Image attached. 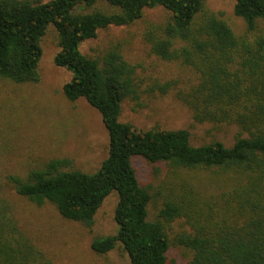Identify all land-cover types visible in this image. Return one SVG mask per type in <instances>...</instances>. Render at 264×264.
Here are the masks:
<instances>
[{
  "label": "trees",
  "instance_id": "1",
  "mask_svg": "<svg viewBox=\"0 0 264 264\" xmlns=\"http://www.w3.org/2000/svg\"><path fill=\"white\" fill-rule=\"evenodd\" d=\"M158 7L169 17L146 30L152 52L194 70L197 82L178 98L195 123L238 127L232 146H194L186 129L138 130L121 122L123 102L139 98L137 68L125 60L120 44L99 57L80 49L99 31L130 26ZM234 13L254 33L264 21V0H234ZM51 27L59 47L55 65L73 73L64 95L100 113L107 157L93 173L67 170L68 159L50 160L26 177L0 170V264H45L20 230L11 193L37 207L51 203L65 220L91 228L114 192L118 232L93 239L98 254L121 245L130 264H169L166 224L184 219L190 232L180 234L177 244L191 252L187 264H264V35L238 36L206 11L205 0H0V81L39 82L42 41ZM169 87L161 86L165 92ZM136 159L214 173L218 192L184 188L149 220L152 195L139 180Z\"/></svg>",
  "mask_w": 264,
  "mask_h": 264
},
{
  "label": "rangeland",
  "instance_id": "2",
  "mask_svg": "<svg viewBox=\"0 0 264 264\" xmlns=\"http://www.w3.org/2000/svg\"><path fill=\"white\" fill-rule=\"evenodd\" d=\"M205 9L225 20L240 37L264 35V21L258 22L254 33L247 32L246 23L234 13V0H205ZM168 17L169 12L162 7L147 9L141 20L130 26L101 30L97 38L85 42L80 49L85 55L99 57L120 44L125 60L137 68L139 98L123 102L121 122L138 130L186 129L194 146L221 141L230 147L239 133L238 127L195 123L178 98L179 91H187L197 82L194 70L180 61L161 59L146 40L148 26L162 24ZM42 48L39 82L0 81V170L26 177L50 160L68 159L71 166L67 170L93 173L107 157L108 132L102 117L85 100L71 102L65 97L63 88L73 73L55 65L59 47L53 27L44 37ZM167 83L170 87L165 92L161 86ZM135 167L141 184L152 195L149 220L156 219L169 196L180 195L184 188L203 194L218 192V177L211 172L176 171L142 159L135 160ZM9 197L20 230L41 251L45 264H130L121 245L107 254H98L91 248L95 237L118 232L116 192L107 197L91 228L65 220L51 203L37 207L12 193ZM166 231L172 245L169 264H187L192 254L177 244V237L190 232L188 224L177 219L166 224Z\"/></svg>",
  "mask_w": 264,
  "mask_h": 264
}]
</instances>
